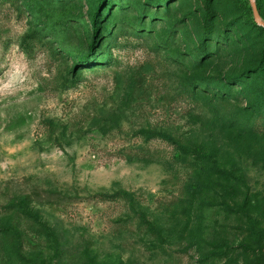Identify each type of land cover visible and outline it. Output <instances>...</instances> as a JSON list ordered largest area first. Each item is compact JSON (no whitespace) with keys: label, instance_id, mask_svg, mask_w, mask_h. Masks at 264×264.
Masks as SVG:
<instances>
[{"label":"rangeland","instance_id":"374dc122","mask_svg":"<svg viewBox=\"0 0 264 264\" xmlns=\"http://www.w3.org/2000/svg\"><path fill=\"white\" fill-rule=\"evenodd\" d=\"M0 264H264L252 0H0Z\"/></svg>","mask_w":264,"mask_h":264},{"label":"water","instance_id":"95a60500","mask_svg":"<svg viewBox=\"0 0 264 264\" xmlns=\"http://www.w3.org/2000/svg\"><path fill=\"white\" fill-rule=\"evenodd\" d=\"M252 12H253L254 17H255L260 23L264 24V20L261 19V18L259 17V13H258L257 5H256V3L254 2V0H252Z\"/></svg>","mask_w":264,"mask_h":264},{"label":"trees","instance_id":"16d2710c","mask_svg":"<svg viewBox=\"0 0 264 264\" xmlns=\"http://www.w3.org/2000/svg\"><path fill=\"white\" fill-rule=\"evenodd\" d=\"M93 24H94V27H95V23H93ZM92 48H93V43H91V44L89 45V49L87 50L86 53L90 54Z\"/></svg>","mask_w":264,"mask_h":264}]
</instances>
